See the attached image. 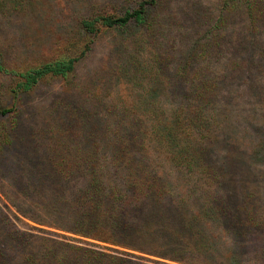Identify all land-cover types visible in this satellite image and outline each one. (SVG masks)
<instances>
[{
	"label": "rangeland",
	"instance_id": "374dc122",
	"mask_svg": "<svg viewBox=\"0 0 264 264\" xmlns=\"http://www.w3.org/2000/svg\"><path fill=\"white\" fill-rule=\"evenodd\" d=\"M139 1L12 0L0 13V67L6 70L66 59L88 44L70 73L47 76L16 99L8 91L11 77L0 72V109L13 100L17 108L0 113V130L15 136L11 145L0 144V264H22L26 247L18 236L24 233L27 247L36 250L35 235H46L58 245L140 264H190L33 220L40 209L22 190L43 152L70 150L80 163L92 143L107 172L117 159L116 169L126 174L129 159L166 179L161 200L169 212L184 198L182 213L199 242L185 260L264 264V0H156L139 22L96 36L81 27L86 17L121 14ZM187 102L217 114L208 126L216 139L188 144L165 130ZM107 144L127 146L130 155L114 156ZM181 151L187 162L175 156ZM68 164L65 186L74 192L89 174Z\"/></svg>",
	"mask_w": 264,
	"mask_h": 264
},
{
	"label": "trees",
	"instance_id": "16d2710c",
	"mask_svg": "<svg viewBox=\"0 0 264 264\" xmlns=\"http://www.w3.org/2000/svg\"><path fill=\"white\" fill-rule=\"evenodd\" d=\"M16 1L21 4L20 0ZM155 1L140 0L130 11L126 10L121 14H96L82 19L80 24L87 33L96 36L101 29L121 27L130 20L139 22L146 7L153 5ZM10 2L12 0H0V13L5 11ZM86 51L88 44H85L78 54L66 59L45 62L22 71L0 67V72L11 77L8 91L16 99L20 93L29 90L47 76H66ZM14 101L8 107L1 108L0 113L15 114L17 108ZM190 103L187 102L185 106L175 110L171 121L165 125V130H171L172 138L182 137L188 144H200L207 138L216 139L215 135L209 132L208 126L215 123L212 116L217 117V114L204 110V106ZM14 140L12 133L7 134L0 130V144L9 146ZM205 142L207 141L203 143ZM110 146L107 144L105 150L111 151L114 156L126 159L130 155L127 146L124 148L120 145L112 149ZM100 150L96 143H92L89 149L82 151L84 159L80 163L74 161L73 152L70 150L53 156L47 151L43 152L44 155L41 156L44 159L34 166L35 171L32 174L27 175L23 186L25 191L22 190L28 202L40 209V214L35 215L33 220L38 224L52 225L57 229L105 243L147 251L162 258L195 263L185 260L183 256L186 252H192L199 243L197 231L182 213L181 203L184 198H178L171 203L170 208L173 210L169 212L161 200L169 189L166 179L152 174L151 168L145 170L139 162L129 159L123 161L126 174H120L116 169L115 166L120 162L117 159L112 161V169L107 172L97 159ZM175 156H180L183 159L181 162L190 159L182 151L177 152ZM16 161L22 163V160ZM68 161L79 165V168L82 166V172L89 174L85 184L74 192L67 191L65 186L64 177L69 173ZM11 235L13 240L18 239L13 236L14 233ZM28 235L24 233L18 236L25 240L20 244L27 249L23 251L22 264H140L122 255L71 244L65 247L61 242L58 245V241L46 235H35L41 244L38 250L31 249L27 247L30 245ZM9 240L12 241V238Z\"/></svg>",
	"mask_w": 264,
	"mask_h": 264
}]
</instances>
